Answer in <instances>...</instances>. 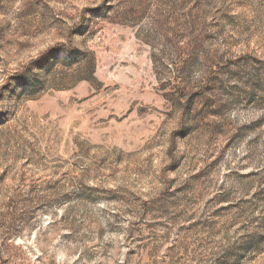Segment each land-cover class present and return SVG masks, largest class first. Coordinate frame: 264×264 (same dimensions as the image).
<instances>
[{"label": "rangeland", "instance_id": "rangeland-1", "mask_svg": "<svg viewBox=\"0 0 264 264\" xmlns=\"http://www.w3.org/2000/svg\"><path fill=\"white\" fill-rule=\"evenodd\" d=\"M0 264H264V0H0Z\"/></svg>", "mask_w": 264, "mask_h": 264}]
</instances>
